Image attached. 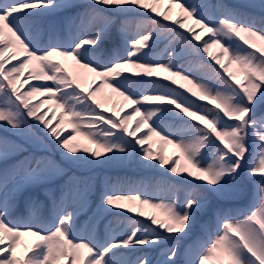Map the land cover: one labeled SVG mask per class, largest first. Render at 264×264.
Returning a JSON list of instances; mask_svg holds the SVG:
<instances>
[{
    "label": "snow or ice",
    "instance_id": "1",
    "mask_svg": "<svg viewBox=\"0 0 264 264\" xmlns=\"http://www.w3.org/2000/svg\"><path fill=\"white\" fill-rule=\"evenodd\" d=\"M166 2L0 0V264H264V0Z\"/></svg>",
    "mask_w": 264,
    "mask_h": 264
},
{
    "label": "trees",
    "instance_id": "2",
    "mask_svg": "<svg viewBox=\"0 0 264 264\" xmlns=\"http://www.w3.org/2000/svg\"><path fill=\"white\" fill-rule=\"evenodd\" d=\"M158 7L160 8L161 11L165 10L166 8H168V4H167L166 0H165V3H163L161 5H158ZM178 13H179V8L178 7H174L172 12H171V15L173 16V19L177 18ZM188 23H189V26H192V22L191 21H189ZM197 31H199V29H197ZM204 38H207V37L205 36ZM213 52L216 53V54H219L220 50L219 49H213ZM205 58L208 59L207 56ZM241 79H243V77H241ZM102 98H103L106 106H108V107L119 106L120 104H123L122 98L116 97L115 95H113L111 93L110 90H105V93L102 94ZM44 99H47L46 95L42 96V97H37L33 102L34 103H39L41 100H44ZM48 107L49 106L46 105L45 108L42 109V111H48ZM51 107L53 108V111L56 112L57 120H58L60 111L58 109H56L54 105H52ZM127 111H130V109H125L124 112H121V115L123 116ZM51 115H52V113H49V117H51ZM56 123H57V121H53L54 126H55ZM65 134H67V132ZM142 134H143V131L140 134H138V135H142ZM80 142L86 143V141H83L82 139H81ZM153 145H154V151L162 152L164 155H166V156H168L170 158H174L177 155V150L173 147V145L164 144V142L161 141L158 137L154 138ZM137 207H138V205H137ZM146 211H148L150 214L159 212V214L163 215L162 211H160V210L146 209ZM27 239L28 238H26V240ZM209 264H213V262L210 261Z\"/></svg>",
    "mask_w": 264,
    "mask_h": 264
}]
</instances>
